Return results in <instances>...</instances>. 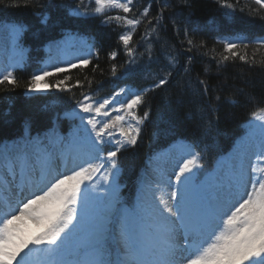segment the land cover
Returning <instances> with one entry per match:
<instances>
[{
	"label": "trees",
	"instance_id": "1",
	"mask_svg": "<svg viewBox=\"0 0 264 264\" xmlns=\"http://www.w3.org/2000/svg\"><path fill=\"white\" fill-rule=\"evenodd\" d=\"M229 2L235 5L234 10L223 7L220 0H134L129 17H139L145 7L151 8L134 32L130 47L135 54L130 57L119 40L127 29L116 21L103 23L106 16L125 15L120 10L95 14L93 0H83V6L82 0H0V61L12 56L5 66L0 65V73L12 71L18 81L16 86L0 85V146L19 141L26 134L27 122L32 136L43 137L55 129L63 152H70L76 148L73 146L88 142V132L80 118L67 120L61 115L66 110H80L78 101L84 94L97 104L115 97L107 106L111 111L125 103L130 92L152 88L171 72L169 82L149 91L145 103L136 110L138 116L149 113L139 125L137 143L117 153L118 206L133 208L141 167L169 145L181 144L200 153L201 167L196 171L205 177L251 131L250 124L260 121L252 113L264 107V45L258 43L264 40V8L255 0ZM162 8L159 23L153 19L149 25L148 19L156 17ZM20 25L23 29L17 35L13 27ZM153 26L155 31L141 39ZM186 32L193 40L191 51ZM227 42L238 44L235 51L246 55L248 62L238 57L224 61L223 56L231 57L225 51ZM113 51L117 53L114 59L110 56ZM57 54L69 58L57 62L53 58ZM170 57L175 58V65H171ZM81 58H89L90 64L69 67ZM54 66L67 71L45 81L54 85L56 80H64L61 87L65 90L27 91L32 75L52 71ZM77 80L83 86L76 85ZM199 80L208 85L207 94ZM82 115L87 119V114ZM209 122L214 123L205 134ZM115 135L120 139L118 131ZM86 147V155L73 153L81 162L87 159L88 144ZM101 147L103 154L115 150L111 144ZM101 174L104 170L97 173Z\"/></svg>",
	"mask_w": 264,
	"mask_h": 264
},
{
	"label": "snow or ice",
	"instance_id": "2",
	"mask_svg": "<svg viewBox=\"0 0 264 264\" xmlns=\"http://www.w3.org/2000/svg\"><path fill=\"white\" fill-rule=\"evenodd\" d=\"M93 2L95 14L104 15L108 10L125 13L123 16H106L103 23L116 21L118 26L127 29L119 40L128 55L134 56L130 47L133 35L148 18L151 5L145 7L139 17H129L127 14L133 11L134 0ZM255 2L264 8V0ZM220 3L225 8L235 9L229 0H220ZM163 11L162 8L156 17L149 18L148 24L151 25L153 19L159 23ZM84 14H88L87 9ZM22 29L23 25L13 27L17 35ZM151 31H155V26L141 39ZM185 37L191 51L193 40L188 38L187 32ZM258 43L264 45V40ZM237 48L238 44L227 42L225 51L231 53V57L223 56L222 59L238 57L248 62L246 55L235 51ZM116 55L115 51L110 53L113 59ZM169 59L171 65H175V58ZM90 62L89 58H81L69 67H84ZM66 71L64 67L54 66L52 71L43 70L39 75H32L27 91L52 87L65 90L61 87L64 80H56L53 85L45 78ZM112 71L115 74V66ZM170 76L171 72H168L152 88L130 92V98L118 107H112L111 111L107 106L115 97L97 104L84 94L83 100L78 101V108L80 113L87 114V119L80 115L88 132L87 159L70 174L49 176L52 158L63 146L55 129L43 137L32 136L30 123L26 122V134L19 141L0 146V166L6 173L14 174L19 169L23 184L31 188L29 196L7 199L3 204L6 210L0 211V264H264V174H257L254 166L246 167L245 163L252 157L264 161V107L252 113L261 121L258 131L250 124L253 130L235 148L226 183L214 197H206L203 188L195 185L193 169L201 167V156L189 150L190 158L184 159L174 173L175 183L169 182L168 186L174 190L166 194L167 198L164 194L155 195L160 191L159 185L153 190L144 182L133 208L118 207L121 199L116 182L119 173L117 153L137 143L141 132L139 125L149 113L146 111L138 116L136 110L145 103L146 94L166 85ZM198 82L207 94L208 85L203 80ZM5 83L17 85V77L12 71L0 73V85ZM88 83L90 85L91 81ZM76 85L83 86L80 80ZM216 100L219 101L220 96ZM209 108L216 111L211 104ZM113 112L118 114L112 116ZM218 119L216 117V121ZM212 123L205 128V134L211 130ZM117 131L120 139L115 135ZM105 144H111L115 150L103 154L101 146ZM37 160L41 168L38 182L31 180ZM101 170H104V179L110 182L103 196H92L85 182L91 184L93 173ZM23 190L22 187L21 193Z\"/></svg>",
	"mask_w": 264,
	"mask_h": 264
},
{
	"label": "rangeland",
	"instance_id": "3",
	"mask_svg": "<svg viewBox=\"0 0 264 264\" xmlns=\"http://www.w3.org/2000/svg\"><path fill=\"white\" fill-rule=\"evenodd\" d=\"M256 130L258 131V127H256ZM234 150L224 158L221 165L218 168H216L215 171L206 179V184L202 186L204 190V195L206 197L209 198L214 197L217 194V192L220 191L223 188V185L226 183L227 176L233 164L232 154ZM182 162H183L182 158H179L175 154H172V152H169V154L164 158L161 159L157 158L153 164L155 176L153 177V179L150 180V185L152 186L153 190H155L156 186L158 185V182H160L163 178H170L172 184H174L175 183L174 173L178 171V166ZM245 163H246V167L249 164L254 166L257 174H264V161H256L255 157H252L250 161H246ZM139 184H140L139 189L137 190L138 194L142 186L141 178L139 179ZM3 186L6 187L4 188L5 191L0 192V211L6 210L3 208V204L7 199L11 198L12 200H17L15 196L21 199L23 198V196H29V192L31 191L30 186L24 185L23 181L21 182L18 190L14 186H11L8 183H5ZM98 186L99 187L97 188L96 196H103L106 192L107 185L103 186L101 183H99ZM22 187L24 189L23 193H21ZM197 187L201 188L200 186ZM172 190H174V188L165 186L162 189H160V191H156L155 195L160 196L161 194H164L165 198H167L166 194ZM14 192H15V196H14Z\"/></svg>",
	"mask_w": 264,
	"mask_h": 264
}]
</instances>
